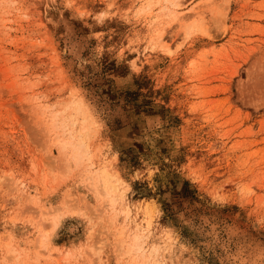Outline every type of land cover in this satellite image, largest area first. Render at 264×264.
Here are the masks:
<instances>
[{
  "label": "rangeland",
  "instance_id": "rangeland-1",
  "mask_svg": "<svg viewBox=\"0 0 264 264\" xmlns=\"http://www.w3.org/2000/svg\"><path fill=\"white\" fill-rule=\"evenodd\" d=\"M0 264H264V0H0Z\"/></svg>",
  "mask_w": 264,
  "mask_h": 264
}]
</instances>
